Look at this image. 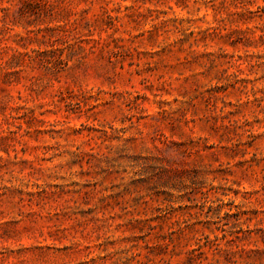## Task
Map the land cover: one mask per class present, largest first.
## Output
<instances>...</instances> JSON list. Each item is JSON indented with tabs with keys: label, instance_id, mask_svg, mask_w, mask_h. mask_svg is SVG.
<instances>
[{
	"label": "rangeland",
	"instance_id": "1",
	"mask_svg": "<svg viewBox=\"0 0 264 264\" xmlns=\"http://www.w3.org/2000/svg\"><path fill=\"white\" fill-rule=\"evenodd\" d=\"M0 264H264V0H0Z\"/></svg>",
	"mask_w": 264,
	"mask_h": 264
},
{
	"label": "trees",
	"instance_id": "2",
	"mask_svg": "<svg viewBox=\"0 0 264 264\" xmlns=\"http://www.w3.org/2000/svg\"><path fill=\"white\" fill-rule=\"evenodd\" d=\"M22 58V56H21ZM18 59V58H12L10 61H8L7 63H5L4 68L7 69H15L17 67L21 66L22 63V59ZM165 247V246H164Z\"/></svg>",
	"mask_w": 264,
	"mask_h": 264
}]
</instances>
